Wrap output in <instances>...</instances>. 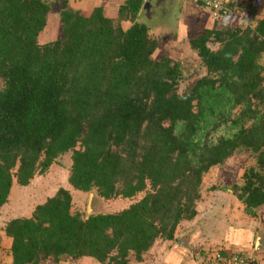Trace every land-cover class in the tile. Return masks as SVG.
<instances>
[{"label":"trees","instance_id":"16d2710c","mask_svg":"<svg viewBox=\"0 0 264 264\" xmlns=\"http://www.w3.org/2000/svg\"><path fill=\"white\" fill-rule=\"evenodd\" d=\"M255 1L244 0L248 25L222 20L190 39L201 73L189 80L165 52L153 57L158 40L135 21L139 0L118 18L58 0L60 36L43 44L53 3L0 0V209L14 185L69 162L68 185L2 229L11 264H128L130 253L141 261L156 240L177 239L196 215L203 175L233 155L250 160L233 191L256 217L264 206V19L253 17ZM122 19L131 25L123 29ZM71 190L134 200L83 215L71 212Z\"/></svg>","mask_w":264,"mask_h":264},{"label":"rangeland","instance_id":"374dc122","mask_svg":"<svg viewBox=\"0 0 264 264\" xmlns=\"http://www.w3.org/2000/svg\"><path fill=\"white\" fill-rule=\"evenodd\" d=\"M49 1L53 3V6L51 13L48 16L47 25L38 37L40 44L55 40L61 33L60 22L56 13L58 11V0ZM231 21L232 20H227V22ZM154 35L159 41L158 50L153 54L154 58H157L160 54L165 52L169 58L180 64V68L185 75V78L191 80V78L200 75L201 70L199 67V59L195 53L191 51L187 40V34L183 35L182 42L179 41L180 39L177 40L178 38L175 33L167 29L155 32ZM249 161V158L245 154L233 155L221 166L213 167L203 175L199 191L200 198L196 202V215L191 222H183L184 227H182V229L187 231L188 228H197L199 229V234H201L204 232V228L208 226V223H210V228V226H216L215 222H217V225H225L224 229L222 228L223 231H225L227 228V230H229L230 226H237L239 223L243 222V219L247 223H252L250 220L259 221L264 218V207L257 209L255 218L248 215V217L246 215L244 216L243 204L237 200L236 194L233 191L234 185H240L242 183L241 176L244 168L249 164ZM60 163L61 164H53L46 174L35 177L27 186H13L9 201L5 204V207L3 206L4 211L2 214L0 212V228L3 229L7 221L12 218L30 216L37 204H40L44 202L46 198L51 197L59 187H66L68 185V158H63L60 160ZM71 191V212H79L83 215L97 212H117L130 205L134 200L118 198L105 201L96 197L94 192L83 193L77 190ZM137 198L138 197H136V199ZM260 223H262V221ZM218 228L221 229V227ZM213 232L215 233V230H213ZM205 234H210V232L207 231ZM211 235L215 236L212 232ZM156 241L153 243V249L151 248L149 254L147 253V256L142 255L144 260L146 259V263H137L134 261V254L130 253L128 257V262L130 261L129 264L162 263V261L159 260L156 262V260L164 259V252L161 250H164L167 245L164 246L159 241ZM216 241V243L220 244V241L222 240L220 239L218 241V239H216ZM4 256H7L6 252L3 253V257ZM63 262L65 261H62L59 264H64ZM77 262L78 264H98L95 261L86 259Z\"/></svg>","mask_w":264,"mask_h":264},{"label":"crops","instance_id":"0c3cea01","mask_svg":"<svg viewBox=\"0 0 264 264\" xmlns=\"http://www.w3.org/2000/svg\"><path fill=\"white\" fill-rule=\"evenodd\" d=\"M129 1L131 0H67V3L69 7L79 10L82 14L86 15L90 13L93 8L102 6L104 8V14L107 17L118 18L120 8L126 6ZM135 1L138 2V0ZM139 1L140 5L135 16V21L145 25L149 33L157 40L158 38L154 35L155 32L167 29L175 33L178 38L177 40L180 39V42L183 40V35L187 34L189 44L190 39L197 33H201L204 30H212L214 28L219 29L224 25V23L211 18L208 10L193 5L190 0ZM125 15L129 16V14ZM253 17L256 19H264V0H256L253 3ZM120 25L123 29H126L131 25V20L122 19ZM213 46L215 45H211V47ZM191 51L194 52L192 49ZM3 206L5 207L6 205ZM3 206L0 209L1 214L4 211ZM245 215L247 216L246 213H244V216ZM263 219L264 218L259 221L249 219L252 223H247L243 219V222H238L239 224L237 226H230L229 230H227V228L225 231H223L225 225L222 223H220L222 224L221 226L217 225V222H215L216 226H210V228V223H208V226L204 228V232L201 234H199V229L197 228H188L187 231L182 229V227H184V223H182L176 229L175 235L177 239L175 241L158 240L162 245H167V247L161 250L164 252V259H158L156 262L160 260L162 263L160 262L158 264H204L207 256H212L214 254L213 251H219L221 249L225 254L239 251L247 253L248 255H254L264 262ZM261 221L262 223H260ZM218 227H221V229L223 228L222 232ZM213 230H215V233ZM207 231L210 232V234H205ZM211 232L215 236H212ZM216 239H218V241L220 239L222 240L220 244L216 243ZM10 245L11 238L6 236L2 228H0V257L2 255L0 264H11V257L9 256ZM151 248L153 249V247ZM151 248L143 255L147 256ZM4 252L7 253V256L3 257ZM145 260L143 256L141 261L134 259L137 263H146Z\"/></svg>","mask_w":264,"mask_h":264},{"label":"built area","instance_id":"2783aa9c","mask_svg":"<svg viewBox=\"0 0 264 264\" xmlns=\"http://www.w3.org/2000/svg\"><path fill=\"white\" fill-rule=\"evenodd\" d=\"M193 5L209 11L214 20H232L238 25L249 24L250 15L246 10L244 0H190ZM212 256H207L204 264H264L254 255L232 252L226 256L219 255V251Z\"/></svg>","mask_w":264,"mask_h":264},{"label":"clouds","instance_id":"9594fccd","mask_svg":"<svg viewBox=\"0 0 264 264\" xmlns=\"http://www.w3.org/2000/svg\"><path fill=\"white\" fill-rule=\"evenodd\" d=\"M217 251V250H216ZM237 253H242V252H237ZM248 255V254H247ZM263 262V261H262Z\"/></svg>","mask_w":264,"mask_h":264},{"label":"flooded vegetation","instance_id":"af4514ba","mask_svg":"<svg viewBox=\"0 0 264 264\" xmlns=\"http://www.w3.org/2000/svg\"><path fill=\"white\" fill-rule=\"evenodd\" d=\"M194 78H195V77L191 78V80L194 79Z\"/></svg>","mask_w":264,"mask_h":264},{"label":"water","instance_id":"95a60500","mask_svg":"<svg viewBox=\"0 0 264 264\" xmlns=\"http://www.w3.org/2000/svg\"><path fill=\"white\" fill-rule=\"evenodd\" d=\"M187 79V78H186Z\"/></svg>","mask_w":264,"mask_h":264}]
</instances>
